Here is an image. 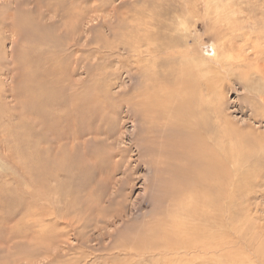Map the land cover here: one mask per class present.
Listing matches in <instances>:
<instances>
[{"label":"rangeland","instance_id":"374dc122","mask_svg":"<svg viewBox=\"0 0 264 264\" xmlns=\"http://www.w3.org/2000/svg\"><path fill=\"white\" fill-rule=\"evenodd\" d=\"M185 97L224 196L143 108ZM129 263L264 264V0H0V264Z\"/></svg>","mask_w":264,"mask_h":264},{"label":"bare ground","instance_id":"6f19581e","mask_svg":"<svg viewBox=\"0 0 264 264\" xmlns=\"http://www.w3.org/2000/svg\"><path fill=\"white\" fill-rule=\"evenodd\" d=\"M223 3V2H222ZM221 4V3H220ZM219 4V5H220ZM8 6V5H7ZM39 6V5H38ZM50 7V6H49ZM48 7V8H49ZM220 10V9H219ZM8 13V12H7ZM217 17V16H216ZM221 17V16H220ZM8 21V20H7ZM222 22V21H221ZM225 22V21H224ZM216 23V22H215ZM223 25V24H222ZM217 26V25H216ZM234 30V29H233ZM149 37V36H148ZM41 38V37H40ZM127 40V39H125ZM42 41V40H41ZM173 41V40H172ZM135 42V41H134ZM143 42V43H142ZM137 43V42H136ZM141 43V44H140ZM171 43V42H170ZM151 43L147 41L145 38H141L139 41V46L145 45V49H147V54H153L155 51V47L150 46ZM134 45V44H133ZM137 45V44H136ZM138 46V47H139ZM157 46V45H156ZM137 47V46H136ZM2 49V48H1ZM157 49V48H156ZM160 49V48H159ZM141 52L139 51L138 54L136 55L137 61L139 60L138 55ZM158 54V53H157ZM156 55V54H155ZM154 55V56H155ZM160 55V54H159ZM152 57V56H151ZM153 58V57H152ZM150 59V58H149ZM67 62V61H66ZM52 65V64H51ZM55 69V68H54ZM50 70V69H49ZM183 69L181 68V71ZM183 73V72H182ZM49 76V75H48ZM31 75L27 77L29 82H33L31 79ZM36 77V76H34ZM64 78V77H63ZM62 78V79H63ZM66 78V75H65ZM38 79V78H37ZM58 79L61 80V76L58 77ZM57 80V79H54ZM181 80V79H180ZM41 81V80H39ZM44 82V81H43ZM42 82V83H43ZM59 82V81H58ZM101 82V81H100ZM189 82V81H188ZM188 82L182 81L178 83V88L179 87H189ZM32 86H38L37 89H42L43 84L41 83H30ZM45 84V83H44ZM60 84V83H59ZM105 84V83H104ZM191 84V83H190ZM181 85V86H180ZM41 86V88H39ZM48 88V87H47ZM45 88V89H47ZM36 89V90H37ZM44 89V90H45ZM53 89V88H52ZM180 89V88H179ZM187 91V90H186ZM169 93V92H168ZM182 93V92H181ZM190 93V92H189ZM190 96V95H188ZM105 97V95H104ZM184 97V96H183ZM92 102L94 101V97H91ZM181 99V98H180ZM178 99L174 104H168L165 102L159 103L155 100L151 101V104L149 105H144L143 108L146 110L153 111L155 109H161L166 112L165 118L169 122L167 125L176 130L178 133L176 136V140L174 142H171L167 144H164L165 147L163 149V153L166 155V157L170 156L173 159L176 158L177 160H180L184 163L185 166L188 167H193L195 165H199L197 169V172L201 176L203 182V194L205 195H210L211 194V189H215L218 191L219 195L224 196L227 193V189L225 188L228 184L234 185V182H238L239 179L237 176L234 174V169L236 166L234 165V159H231V154H229L227 151L224 153L221 151L220 154V160L218 159L217 155L215 154L216 151V146L214 151L207 152L205 148V144H203L202 138L197 134V125L201 123L202 120V115L196 119L194 118V115H198L199 113L202 114L201 112L203 111L202 106H195L192 107L191 105V100L189 99L187 103L186 100L183 99ZM165 101V100H164ZM186 103H185V102ZM171 103V102H170ZM194 105V104H193ZM201 105V103H200ZM148 112V111H145ZM90 128V127H89ZM92 128V127H91ZM94 129V128H93ZM169 129V128H168ZM199 129V128H198ZM172 130V131H174ZM91 131V129H90ZM99 131V129H98ZM175 131V132H176ZM74 132V130H73ZM89 132L88 130L83 131V129L78 128L77 131H75V136L76 134L83 135L84 133ZM93 132V130H92ZM201 133V132H200ZM228 136L231 135L232 129L229 128L227 130ZM165 141V140H164ZM207 147V146H206ZM163 148V147H162ZM219 151V150H218ZM234 157V156H233ZM236 160V159H235ZM239 161V160H238ZM236 162V161H235ZM240 163V162H239ZM184 168V167H183ZM194 168V167H193ZM196 168V167H195ZM194 168V170H195ZM188 169V168H187ZM228 169H232L233 172H230ZM233 173V174H232ZM184 174V173H183ZM187 174L185 173L186 181L189 179L187 178ZM189 176V175H188ZM192 176V175H191ZM235 177V178H234ZM240 184V183H239ZM191 187V186H190ZM231 187V186H230ZM236 188V186H234ZM189 188V187H188ZM233 188V187H232ZM231 188V189H232ZM234 188V189H235ZM203 221V220H202ZM198 230V228H196ZM195 229V230H196ZM194 230V231H195ZM196 230V231H197ZM199 232H192L190 231L191 234L188 235L190 238L189 242L184 243V240H181V244H179L177 247L180 248V246L184 247L186 250L187 249H199L203 251V226L200 227ZM23 235V234H22ZM139 237V236H138ZM187 237V236H186ZM207 237V236H206ZM127 238V237H126ZM135 243V242H134ZM178 243V242H177ZM138 249V248H137ZM125 250V249H124ZM182 250V249H181ZM185 250V251H186ZM127 251V250H126ZM172 251V250H171ZM175 251V250H174ZM190 252V251H189ZM160 253V252H159ZM158 253V254H159ZM170 253V252H169ZM172 253V252H171ZM195 253V252H194ZM189 254V253H188ZM138 255V254H137ZM185 258V256H184ZM179 259V258H178ZM189 259V258H188ZM187 260V259H186ZM191 261V259H189ZM152 262V261H151ZM130 264V263H129Z\"/></svg>","mask_w":264,"mask_h":264}]
</instances>
